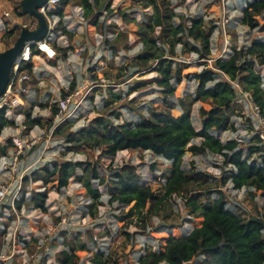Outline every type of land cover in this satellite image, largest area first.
I'll return each mask as SVG.
<instances>
[{"label":"trees","instance_id":"trees-1","mask_svg":"<svg viewBox=\"0 0 264 264\" xmlns=\"http://www.w3.org/2000/svg\"><path fill=\"white\" fill-rule=\"evenodd\" d=\"M98 1L58 0L49 16L62 20L64 9L69 4H74L81 7L83 17L88 19L93 15ZM111 1L109 0L106 6ZM173 1L135 0L134 4L140 5L143 10L152 8V14L144 13L141 22H137L126 11L117 10L124 24L134 23L137 27L136 36L142 44V49L136 60L141 70L157 73L155 79L161 88V100L157 109L148 108V118L133 123L114 124L103 116H98L77 130L73 129L72 121L66 120L52 133L54 137L61 139L65 147L62 155L78 148L96 151L98 159L114 158L116 153L121 151H139L150 152L153 156L170 162L169 173L165 176L164 195L157 197L151 187L142 181L136 167L130 163L113 168L109 176H100L95 164L87 161L53 160L51 165H42L29 176L22 178L21 199L16 208L20 210L24 205L47 213V187L61 191L68 186L71 178H75L81 183L84 195L89 201L86 208L91 217H96L97 206H102L103 199H107V203L120 206L119 211L126 221L125 228L135 224L146 232L150 218L162 204L173 195H180L186 199L185 205L190 207L189 215L196 217L197 222L186 236L163 235L156 248H151L146 255L139 256L138 264H189L199 256L202 258L199 264H264V221L259 217L242 220L233 208L229 207L222 188L215 190L218 194L216 199L208 205L200 206L197 202L199 197L207 198L211 194V178L202 171L184 169L182 164L185 152L200 156L217 155L222 159L224 168H228L221 178L222 187L230 183L235 191L244 190L252 196V191L260 192L264 199V154L259 156L262 158L260 163L256 157L264 153V148L256 142L247 146L239 145L233 140L220 141L221 133L230 127L235 131L234 125L229 124L228 113L237 106L236 101L242 93H248L253 102L261 110L264 109V77L254 69L257 60L264 64V40L252 41L248 47L234 50L230 56L214 60L211 68L193 76L197 87L191 102L200 103L201 116V129L195 131L189 110L172 99L178 94V87L175 85H179L183 78L188 77L182 75L185 64L175 61L173 57L176 55L177 45L182 54L187 53V46L190 45L188 52L195 54L197 60L201 63L210 60V38L215 27L206 29L202 18H195L189 25L186 24V19L176 15L171 9L170 4ZM263 12L264 0L246 2L241 11V24L250 30L259 27L264 29V21L259 20ZM97 18L98 16L91 22L94 27L99 26ZM174 18H178L180 23L174 24ZM157 28L159 32L153 38ZM58 31L68 38L71 37L62 22L52 30L55 33ZM117 37L122 38L124 43L127 42L125 33L118 32ZM188 40L192 42L188 44ZM49 43L56 50V59L61 55L67 58L71 48H61L55 41ZM112 48L115 49L113 46ZM166 51L169 56L165 58ZM32 55L39 56L40 53L33 49ZM22 70L32 74V64L27 63ZM120 97V94L114 96L116 101ZM207 101H211L212 106L207 107ZM108 104L106 102L104 105ZM56 112L53 108L52 116ZM117 116L119 115L116 113L115 117ZM50 120L52 122V119ZM24 125L43 126L40 120L31 118L30 113L26 114ZM7 127H15V123L9 121L2 110L0 136ZM196 138L201 139L200 144L189 145ZM8 144H12L11 140ZM245 150L247 156L243 159ZM151 168L154 170V166ZM78 169H82V175H78ZM92 181H96L97 188L92 187ZM37 182L41 183V188L32 190L31 199L26 202L25 195L30 184ZM103 185L106 187L105 197L98 190V187ZM61 236L67 250L57 254V264H78L79 252L93 254L90 264H107L103 254L93 253L79 236L71 239L65 232L61 233ZM123 236L127 240L131 238L126 231ZM90 239L93 240L92 237ZM131 250L132 247H129L128 251Z\"/></svg>","mask_w":264,"mask_h":264},{"label":"rangeland","instance_id":"rangeland-1","mask_svg":"<svg viewBox=\"0 0 264 264\" xmlns=\"http://www.w3.org/2000/svg\"><path fill=\"white\" fill-rule=\"evenodd\" d=\"M21 1L0 0V52L15 43L22 28L36 27V20L22 12ZM108 1L99 0L93 15L88 19L83 17L81 7L74 4H69L64 9L62 20L49 16L53 9L47 14L53 26L62 22L71 33V37L68 38L60 31L52 32L50 41H55L61 48H71V51L68 52L67 58L61 55L54 60H46L41 54L39 57L43 59V62L40 66L36 58L34 56L32 58L31 64L36 71L32 75V82H28L26 87L30 94L32 90L35 92V99L31 103H28L29 99H25L24 107L16 110V115L22 113L21 120H25L26 114L30 113L31 118L41 120L43 126L21 129V137L23 140H28L25 149L28 150L24 154L30 160H38L36 166L51 165L53 160L87 161L95 164L100 176H109L113 168L130 163L136 167L142 181L151 187L153 193L157 197H162L165 190V176L168 175L171 167L170 162L157 158L150 152L139 151H121L117 152L114 158L98 159L96 151L78 148L62 155L65 147L61 139L52 135L54 126L57 124L53 120L52 109H56L58 100L66 90L73 91L76 88L82 90L77 101L83 98V102L67 119L73 122L74 130L82 128L98 116H103L114 124L137 122L139 119L148 118L147 109H157L160 103L161 88L155 79L157 73L141 70L136 60L142 49V44L136 36L137 27L134 23L124 24L117 13L118 9L124 10L137 22H141L144 13L152 14V8L143 10L140 5L134 4L135 0H112L106 6ZM251 1L254 0H174L170 4L176 15L186 19V24L189 25L195 18H202L206 29L215 27L210 38V60L201 63L195 54L188 52L190 45L187 46L185 54L180 53V47L177 45L176 55L173 57L175 61L185 64L182 75L188 77L183 78L179 85H175L178 87V94L172 99L189 110L195 131L201 129V116L200 103L191 102L197 87L193 76L204 69L211 68L214 60L230 56L234 50L246 48L252 41L264 40V29L259 27L250 30L241 24V11L245 3ZM96 16H98V27L91 25ZM259 18L260 22L264 21V12ZM172 21L174 24L180 23L178 18ZM223 25H225L224 28ZM118 32L127 35L126 43L122 38L117 37ZM158 32L157 28L153 38ZM191 42L188 40V44ZM164 48L168 50L167 47ZM167 56H169L168 51L165 52V58ZM254 69L264 77V64H261L259 60L255 62ZM117 94L121 95L118 101L114 98ZM106 102L109 103L107 106L104 105ZM236 104L237 106L228 113L229 124L241 126L242 128L237 130L238 134L249 140L250 127L244 128L248 122V112L245 111L244 102L240 98ZM205 105L212 106L211 101H207ZM116 113L119 116L115 117ZM243 128L245 131L242 130ZM232 131L230 127L221 133L220 141L225 142L232 138L235 134H232ZM200 142L201 139L196 138L189 145H199ZM251 144H254V141ZM262 154L264 153L256 155L258 163L262 160L259 157ZM246 156L245 150L242 158L245 159ZM182 164L184 169L202 171L209 174L211 178L210 181L213 183L211 194L207 198L199 197L197 202L200 206L208 205L216 199L218 194L215 190L222 188L229 207H232L242 220L259 217L264 221V199L260 192L252 191V196L244 190H233L230 183L222 187L221 178L228 168H224L219 156L212 154L200 156L185 152ZM77 173L82 175V169H78ZM40 184V182L31 184L28 190H37L41 188ZM92 187L97 188L96 181H92ZM47 188L49 189L46 201L48 213L44 214L47 222H41L42 227L39 226L41 233L59 237L65 232L71 239L79 236L93 253L101 252L107 264H138L139 256L146 255L151 248H156L163 235L186 236L197 222L196 217L189 215L190 207L185 205L186 199L180 195H173L171 199H167L156 214L152 215L146 232H143L135 224L125 228L126 221L123 220L119 211L120 206L107 203V199H103L102 206H97L96 217H91L86 208L89 201L84 195L81 183L75 178H71L68 186L61 191L51 186ZM98 190L103 197L106 196L105 185L98 187ZM124 231L131 236L129 240L123 236ZM129 247H132L131 251H128ZM61 249L67 250V247L62 246ZM78 254L80 258L78 264H90L92 253ZM201 260L199 256L189 264H199Z\"/></svg>","mask_w":264,"mask_h":264},{"label":"crops","instance_id":"crops-1","mask_svg":"<svg viewBox=\"0 0 264 264\" xmlns=\"http://www.w3.org/2000/svg\"><path fill=\"white\" fill-rule=\"evenodd\" d=\"M34 57L39 65L36 64L35 61L33 62L40 66L43 59L39 56ZM32 69L34 71L33 73H35L36 68L32 67ZM29 82H32V77ZM34 96L35 92L32 90L30 97L27 98L29 99L28 103H31L35 99ZM40 106L43 107L42 105ZM22 116V113L17 115L15 113V127L5 128L2 131L3 134L1 133L2 137H0V188L7 187L8 189L6 200L0 206V226L2 228L0 231V251L6 255L14 251L12 259L13 264H22L30 256L35 257V260L31 262V264H57V254L62 250H66H60V247L64 246L61 234L59 237L53 234L43 235L39 230V226L42 227L41 222H47L44 219V214L48 212L43 213L39 209H32V207L24 205L20 210L16 208L17 202L21 199L20 187L22 178L24 176H29L32 171L42 165L36 166L38 160H30L29 157H26L24 153L28 150L27 149L19 155L18 162L15 164L14 169H3L1 166L2 162L9 163L16 152L14 145L8 144L10 136H18L24 143L28 141L23 140L21 137V129L25 130L26 128L24 125L25 120H21ZM28 128L32 129L33 127ZM32 132H30V134H32ZM33 139L34 138H32V140ZM30 199L31 190L29 189L25 195V201L29 202ZM49 228L52 229V227Z\"/></svg>","mask_w":264,"mask_h":264},{"label":"built area","instance_id":"built-area-1","mask_svg":"<svg viewBox=\"0 0 264 264\" xmlns=\"http://www.w3.org/2000/svg\"><path fill=\"white\" fill-rule=\"evenodd\" d=\"M58 4V0H47V3L44 7L38 10L48 21L49 32L47 37L38 42H26L24 47L17 57L15 63L12 66L8 84L0 96V111H5V117L9 121L14 122V117L16 110L24 107L25 99L30 97V91L26 87V83L31 80L33 75L29 74L27 71L22 70L23 66L27 63L32 62V50L36 49L40 54H42L47 60H53L56 57L55 49L50 45V37L52 36V30L55 26L51 23V21L47 18V14L53 8V6ZM225 25H223L224 28ZM82 90L80 88H76L73 91L66 90L63 93V96L58 100L56 110L57 112L53 114L55 124L54 129L65 122L69 117L76 111V109L83 102V98L78 99V96ZM242 102H244L245 111L248 112V122L245 124L246 127H250L249 132L251 133V138L246 140L245 136H240L237 132L239 131V126L234 125L235 131H232V138L228 140H233L239 145H247L254 141L258 146L264 148V109L255 104L248 93H242L239 97ZM242 123V122H241ZM242 128V127H241ZM242 129L245 131V129ZM53 129V130H54ZM11 143L16 148L15 154L12 156L11 161L9 163L2 162L1 166L3 169H14L15 164L18 162L19 155L26 149L28 143H24L20 137L18 136H10ZM227 141V140H226ZM225 141V142H226ZM8 194L7 187L0 188V206L5 202L6 196ZM2 230L0 226V231ZM14 251L10 254L6 255L0 251V264H13ZM35 260L34 256H30L25 262L22 264H31Z\"/></svg>","mask_w":264,"mask_h":264},{"label":"water","instance_id":"water-1","mask_svg":"<svg viewBox=\"0 0 264 264\" xmlns=\"http://www.w3.org/2000/svg\"><path fill=\"white\" fill-rule=\"evenodd\" d=\"M47 0H22L21 10L24 14L36 20L34 29L22 28L15 43L3 52H0V96L3 94L8 81L13 64L20 55L26 42H38L44 40L49 32L48 21L38 12L44 7Z\"/></svg>","mask_w":264,"mask_h":264}]
</instances>
